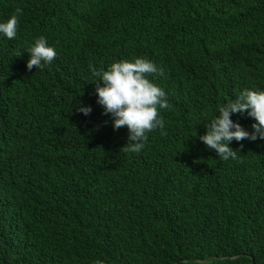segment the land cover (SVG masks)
Returning <instances> with one entry per match:
<instances>
[{"label": "trees", "instance_id": "obj_1", "mask_svg": "<svg viewBox=\"0 0 264 264\" xmlns=\"http://www.w3.org/2000/svg\"><path fill=\"white\" fill-rule=\"evenodd\" d=\"M17 8V36L0 33V264H264V140L224 161L199 139L264 91V0H0V23ZM41 36L57 55L29 71ZM137 58L171 107L131 153L92 69Z\"/></svg>", "mask_w": 264, "mask_h": 264}, {"label": "clouds", "instance_id": "obj_2", "mask_svg": "<svg viewBox=\"0 0 264 264\" xmlns=\"http://www.w3.org/2000/svg\"><path fill=\"white\" fill-rule=\"evenodd\" d=\"M22 11L17 8L6 22L0 23V33L8 39L17 36ZM26 51L29 53L26 65L29 71L33 67L37 69L50 64L57 55L43 36L36 39L34 45ZM20 55L21 53L18 54ZM92 72L98 77V81L94 83L97 103L103 106L104 114L111 115L113 129L126 127L129 131L128 141L120 151L139 153L145 147L148 132L159 128L161 134H165L164 120L158 108L168 109L171 105L164 90L148 79L149 75H164L162 69L149 60L137 58L134 61L114 62L107 71H96L93 68ZM77 110L84 115L92 111L90 106L80 105ZM218 113L205 124L206 134L199 136V139L208 149L215 150L219 159L227 161L238 158L243 145L234 150L229 146L233 140H264V91L245 89L233 101L220 106ZM234 113H247L248 117L253 118L255 123L251 125L252 131H247L238 122H234L230 118Z\"/></svg>", "mask_w": 264, "mask_h": 264}, {"label": "water", "instance_id": "obj_3", "mask_svg": "<svg viewBox=\"0 0 264 264\" xmlns=\"http://www.w3.org/2000/svg\"><path fill=\"white\" fill-rule=\"evenodd\" d=\"M208 260H210V259H206V261H208Z\"/></svg>", "mask_w": 264, "mask_h": 264}]
</instances>
